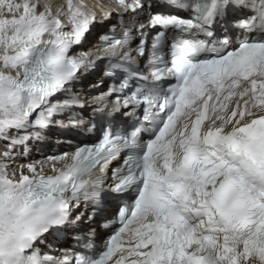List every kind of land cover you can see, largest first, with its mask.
I'll use <instances>...</instances> for the list:
<instances>
[{
  "label": "snow or ice",
  "instance_id": "snow-or-ice-1",
  "mask_svg": "<svg viewBox=\"0 0 264 264\" xmlns=\"http://www.w3.org/2000/svg\"><path fill=\"white\" fill-rule=\"evenodd\" d=\"M95 7L0 0V264H264V0H110L85 120ZM53 128L94 142L17 163Z\"/></svg>",
  "mask_w": 264,
  "mask_h": 264
},
{
  "label": "bare ground",
  "instance_id": "bare-ground-1",
  "mask_svg": "<svg viewBox=\"0 0 264 264\" xmlns=\"http://www.w3.org/2000/svg\"><path fill=\"white\" fill-rule=\"evenodd\" d=\"M89 3L90 5H95L96 7L94 8V10L97 12V16H98V19L96 21V23L93 25L92 27V30L91 32L87 35L86 39H85V43L86 42H92L93 39L96 37V36H99V34L101 32H103L104 30V27H103V24H102V20L99 19V17L102 15V13L105 11L103 9V7L101 6L100 2L98 0H89ZM83 50L87 48V46H83L81 47ZM88 83V82H87ZM85 82H83V85L86 87V84ZM75 92L79 93V95H81L85 100L87 98V93L84 89H81V87H76L75 89ZM26 161L24 160V157L23 155H20L18 160H17V163H25Z\"/></svg>",
  "mask_w": 264,
  "mask_h": 264
}]
</instances>
